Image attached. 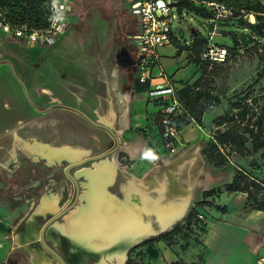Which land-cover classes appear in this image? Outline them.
Segmentation results:
<instances>
[{
  "label": "crops",
  "instance_id": "obj_1",
  "mask_svg": "<svg viewBox=\"0 0 264 264\" xmlns=\"http://www.w3.org/2000/svg\"><path fill=\"white\" fill-rule=\"evenodd\" d=\"M70 7L73 22L52 46H23L21 41L0 30V154L9 146V152L19 151L32 165L41 161L52 169L49 163L71 164L98 156L96 152L104 154L114 149L111 156L94 162L95 170L83 166L77 170L91 180L98 168L109 166L115 172L116 166L112 185L117 182L119 172L125 178L121 185L131 179V186L136 190L133 200L139 202L142 196L145 202L141 207L149 205L151 211L173 217L158 232L170 230L185 216L191 201L190 187L178 175L182 167L188 174L197 169V149H185L182 142L193 133L186 131L191 126L180 128L175 149L164 147L156 117L158 104L148 99L147 86L136 81L137 50L129 38L137 26L130 10L126 36L116 34L110 23L103 36L78 38V34L68 32L69 28L77 30L74 0ZM168 52V46L160 51L166 71L180 68L182 63L194 67L188 62L187 52L177 53L175 49L167 57ZM181 83L189 81H181L180 86ZM80 114L108 128L111 134L93 126ZM77 123L82 128L79 130L89 134V140L82 143L78 140L81 135L77 134ZM46 153L57 155L61 160L49 162ZM77 153H81L79 160L75 159ZM85 176L81 178L85 180ZM188 193L189 203L184 201ZM46 195L55 196L54 193ZM156 196H161L165 207L151 204ZM238 200V208L232 209L231 203ZM216 203L225 212L213 213L206 232L198 240L200 245L192 253L200 258L178 254V248L185 245L178 240L170 247L159 241L151 246L154 251L148 254L151 264H255L259 259L264 260V212L250 208L246 195L239 192H224ZM161 221L154 222L153 227ZM186 245L193 249L190 244Z\"/></svg>",
  "mask_w": 264,
  "mask_h": 264
},
{
  "label": "rangeland",
  "instance_id": "obj_2",
  "mask_svg": "<svg viewBox=\"0 0 264 264\" xmlns=\"http://www.w3.org/2000/svg\"><path fill=\"white\" fill-rule=\"evenodd\" d=\"M129 3L130 0H74L73 17L76 20L74 28L77 30L69 28L68 32L69 34H78L76 36L78 38L103 36L106 33L107 25L111 23L115 28L116 34L126 36L130 28L128 17ZM249 17L251 16H244L243 20L251 22L249 21ZM205 23H207L206 20L190 12L182 13L181 18L176 14L172 32L182 46L186 44L188 46L191 42V30L197 31L203 37L206 36V32L202 28V24ZM237 27L238 25L234 23H227L225 27L220 26L219 34L212 41L213 44L218 46L232 47L234 45L236 47L237 50L233 51L226 62L204 65L200 63L198 55L197 57H191L190 53H187L188 62H196L194 67L182 63L179 64V66L181 65L180 68H175L174 70H170V72L166 71L172 76L177 87H180L181 81H189L188 85L192 86L195 81L199 80V86L194 89V92L202 94V97L197 102L196 107L198 109L203 106L206 100L217 101L216 104L202 112L200 123H197L195 117L193 118L194 122H188V125L191 127L186 131L188 133L193 132L189 135L190 137L183 138L181 135L185 149H197V158L195 160L197 169L192 174H188L186 169L182 167L178 174L180 179L190 187L191 201L189 203L190 195L188 193L187 198L184 200L189 203L186 214L171 227L179 226L182 230L181 235H179L176 241L178 240L181 244L185 245H181V248H178L177 252L185 256L200 258L199 255L196 256L192 252H195V248L200 245L198 240L206 232L208 222L212 219L213 213L225 212V208L222 205H218L216 201L219 195L225 192V185L231 182L235 169H244L251 172L256 178L264 179V161L260 157L261 153L243 158L231 154L227 160V164L222 168L214 167L206 158L209 145L214 143L213 132L215 130V121L224 115L231 103L244 96L250 100L255 99L260 103H264V45L253 44L250 39V33L242 35L247 34V32ZM230 34H239V36L235 37ZM175 49L174 45H168L169 52L166 54L167 57L175 53ZM21 124V128H23L25 126L24 120H22ZM76 125L78 129L77 134L81 135V138L78 137V140L81 143L89 140V134L84 133V130H79L82 128H80L78 123ZM185 133H183V136ZM9 148L8 146L5 153L0 154V262L7 264L8 258H11L14 262L13 264H30V259L32 263L33 254L30 253L29 246L24 248L16 242V238L19 237L18 232L28 222L33 223L34 220L32 218L35 216H37L35 225L41 227L49 216H54L67 208L72 203L74 187L63 172L67 163H63L62 161L49 163L53 167L52 169L47 168L48 165L43 164L41 161L36 165H32L28 159L21 156L19 151L11 153L8 151ZM14 149L16 148L14 147L12 150ZM95 154L101 155L99 152ZM80 156L81 153H77V158L75 159L79 160ZM64 159L73 160L72 157H64ZM253 163L255 167H251ZM96 165L94 163H87L83 167H94L93 169L95 170ZM100 171L101 169L98 168L94 175L99 176ZM70 173L78 180L81 194L72 212L53 224L56 232H59L65 238L68 237L66 235L71 233L69 228L70 222L78 219L77 217L81 216L84 210L90 208L88 195L91 193L89 188L91 180L77 169L71 170ZM43 174L45 175L44 178H42ZM115 174L116 166L113 180L103 187L106 193L110 195L111 203L116 202L124 210L133 208V210L128 209L127 211L137 212L141 210L139 211L140 214L146 212V210L144 211L145 207L136 206L143 205L145 202L142 200V196H140V200L137 203L133 200L132 195L136 193V190L131 186V179L127 184L121 185L125 178L119 172L117 182L112 185ZM81 176H85V180ZM226 179L229 180L225 181ZM100 180L102 181V177H98L97 181L99 182ZM120 185L123 196L120 192ZM47 193H54L55 196L46 195ZM160 199L161 196H156L155 202H151V204L158 208L165 207V204ZM239 204L240 200L233 201L231 208H238ZM134 208L136 209L134 210ZM190 211L195 212L193 224H187L186 221L187 214ZM197 214H201L203 219H197ZM167 231L169 229L164 232ZM182 235L187 236V238H183ZM73 236L72 238H74ZM147 237H145L147 239H142H145L144 241L140 240L136 242L137 244L130 245L129 249L121 250L126 256L125 262L129 259L136 264H151L150 260H148V254L154 251L151 246L157 244L159 241L156 239L158 237L156 235H148ZM150 239H155V241L144 244L139 249L130 252L133 247L143 244ZM72 240L74 244L76 242L79 243L75 238ZM91 243L95 246L94 242ZM187 243L193 249H190L186 245ZM92 244L85 243L88 246ZM173 244L175 245V243ZM53 245L55 248L57 247L56 243H53ZM110 246L100 249L94 247L92 249L100 250L98 251V255L106 262L107 255L109 256V251L112 249ZM38 249L34 251L46 257L47 262L45 264H58L52 258L46 256L40 247ZM85 249L89 250L88 248ZM104 250L108 251L105 252ZM70 251L78 253L76 249L71 248ZM90 253L89 256H87L88 254H83L84 257L91 258L90 260L88 259L87 264H97L98 255L95 254V251ZM79 254L82 256V253ZM105 264L111 263L106 262Z\"/></svg>",
  "mask_w": 264,
  "mask_h": 264
},
{
  "label": "trees",
  "instance_id": "obj_3",
  "mask_svg": "<svg viewBox=\"0 0 264 264\" xmlns=\"http://www.w3.org/2000/svg\"><path fill=\"white\" fill-rule=\"evenodd\" d=\"M177 1L176 8L179 18L182 13L190 12L198 17L208 21L211 14L202 6H197L194 2H218L229 7L234 12L232 20L220 23L224 26L227 23L237 24L239 28L250 33V39L255 45H264V0H174ZM49 0H0V13L3 20L12 28H26L30 31H41L48 27ZM254 22L243 21L239 22L240 18L244 16H252ZM237 27V28H238ZM226 34V33H225ZM232 36H239V34H230ZM23 46H27L23 42H19ZM171 44L177 49V53L185 51L190 53L191 57L199 58L200 52L204 44V38L197 31L192 32L191 42L187 46H182L180 41L173 37ZM229 55L226 61L230 58L236 47H226ZM191 59V58H190ZM200 61V59H199ZM225 61V62H226ZM191 62V61H190ZM194 65L196 62H191ZM201 64L209 65L201 62ZM199 86V80L195 81L192 86L188 83H181L177 87L176 96L183 103L185 108L189 111L192 118L195 117L197 123H200V116L202 112L208 107L217 103L216 100H206L203 106L198 109L197 102L202 97L200 92H194V89ZM196 103V104H194ZM194 115V116H193ZM178 127L188 125V121L179 120ZM215 130L213 132L214 143L209 145L206 158L216 168H222L227 164V160L231 154H235L241 158L254 156L258 153L264 161V103H260L255 99H248L246 96L239 98L229 105L228 110L223 116L215 121ZM251 167H255L254 163ZM224 191L226 193H243L246 195L247 205L253 210L264 212V179H258L251 172L244 169H235L231 182L225 185ZM197 218V215H196ZM195 220V212L190 211L187 214V224H193ZM181 228L179 226L173 227L167 232H163L156 239L164 242L167 246L175 243V240L181 235ZM187 238V236H183ZM155 239H150L133 247L130 252L142 247L144 244L154 242ZM125 264H136L129 259ZM182 264V263H172Z\"/></svg>",
  "mask_w": 264,
  "mask_h": 264
},
{
  "label": "built area",
  "instance_id": "obj_4",
  "mask_svg": "<svg viewBox=\"0 0 264 264\" xmlns=\"http://www.w3.org/2000/svg\"><path fill=\"white\" fill-rule=\"evenodd\" d=\"M72 1L49 0L48 27L45 30L28 32L24 27L12 28L4 22L1 13L0 30L27 46H52L73 22L70 9ZM176 3L174 0H130L129 3L130 14L137 26L136 32L129 38L137 50L136 81L139 85L147 86L148 99L158 104L156 117L160 137L168 150L175 149L178 143V121L194 122L189 111L177 98V86L161 62V49L170 45L175 37L172 27L178 14ZM194 4L204 7L211 14L207 23L202 24L206 36L203 37L200 61L209 65L224 63L229 55L227 48L215 45L212 41L219 34L220 23L232 20L234 12L215 1ZM197 219H203V216L197 214ZM263 261L259 259L255 264H262Z\"/></svg>",
  "mask_w": 264,
  "mask_h": 264
},
{
  "label": "bare ground",
  "instance_id": "obj_5",
  "mask_svg": "<svg viewBox=\"0 0 264 264\" xmlns=\"http://www.w3.org/2000/svg\"><path fill=\"white\" fill-rule=\"evenodd\" d=\"M249 18V21H254L253 15ZM52 155V153H46L45 156L50 159V162L52 159H59L57 155H55L56 157H53L54 155ZM94 174L95 172L91 175L92 181L89 184L91 193L88 195V204L90 205V208L84 210L83 214L77 217L78 219H74L70 222V232L74 235L76 241L81 244H85L89 241L94 242L95 246L99 249L111 245L110 247L112 249L109 251V256L107 255L106 262L111 264H122L125 259V254L122 252L124 249H127L130 245L142 240L148 235H156L158 231L165 229L166 226L171 223L173 217L167 218L154 209L151 211L150 208H148L149 205L145 207L148 209V212L141 214L139 213L141 210L132 212V208H128L131 209L129 211H127L128 209L124 210L120 208L116 202L111 203L110 195H108L106 190L103 189L104 185L109 184L113 179V168L108 166L107 168H104V170L101 169V176H95ZM98 177H102V181L100 180L98 182ZM135 202L137 201L135 200ZM136 206L140 207L141 205ZM142 206H144V204ZM135 209L136 208H134V210ZM160 219L162 221L153 227V223ZM92 245L94 246V244ZM80 246L81 245L77 247ZM104 251L106 252L108 250ZM31 253L33 254L32 264H45L47 262L46 257L40 255V253L38 254L36 251H31ZM97 257V264L106 263L99 255Z\"/></svg>",
  "mask_w": 264,
  "mask_h": 264
},
{
  "label": "flooded vegetation",
  "instance_id": "obj_6",
  "mask_svg": "<svg viewBox=\"0 0 264 264\" xmlns=\"http://www.w3.org/2000/svg\"><path fill=\"white\" fill-rule=\"evenodd\" d=\"M68 165V164H67ZM66 165V166H67ZM65 166V167H66ZM64 167V169H65ZM64 172V170H63ZM65 174V172H64ZM66 176V175H65ZM67 177V176H66ZM72 183V182H71ZM73 185V184H72ZM74 187V186H73ZM75 187H74V197H73V200H72V203L75 199ZM80 196V195H79ZM71 203V204H72ZM70 204V205H71ZM69 205V206H70ZM68 206V207H69ZM66 209V208H65ZM63 211V210H62ZM72 211H70L69 213H71ZM68 213V214H69ZM67 214V215H68ZM36 217H33L32 219L34 220V222H28L19 232V237L16 238V242H18L20 245H22V247L26 248L29 246V251L31 253V251H34V250H37L39 247L43 250V252L45 253L46 256H49L50 258H52L56 263L57 260L48 252L45 251V249L42 247L41 245V242H40V232H41V229L43 227V225L53 216H49V218L42 224L41 227H38L37 225H35V221H36ZM52 226V225H51ZM47 227L44 231V234H43V239L46 243V245L51 248L53 251H55L62 259L63 261L66 263V264H87V261L88 259L90 260L91 258H88L87 256H81L79 253L77 252H71L70 249H71V246H70V243L68 242V240L62 235V234H59V232H56L55 230V227L54 225L51 227ZM16 234V235H18ZM15 235V236H16ZM72 233H69V235H66L70 238V240L72 241L73 243V240L74 238H72ZM74 237V236H73ZM148 238V237H147ZM145 238V239H147ZM51 239V240H50ZM53 243H56L57 244V247L55 248ZM74 244V243H73ZM81 245L80 247L82 248H88L89 250L88 251H95V254L97 255L98 251L95 250V249H92L96 246H93V245H86L85 244H81V243H75L74 245ZM86 244H92L90 241L89 242H86ZM137 244V243H135ZM134 245V244H133ZM131 245V246H133ZM17 246V245H16ZM39 246V247H38ZM130 246V247H131ZM19 247V246H17ZM21 247V246H20ZM129 247V248H130ZM128 248V249H129ZM39 250V249H38ZM125 259H126V256H125ZM125 262V260H124ZM123 262V263H124ZM14 262L11 260V258H8L7 260V264H13ZM122 263V264H123ZM126 263V262H125ZM0 264H2L0 262ZM30 264L31 263V259H30Z\"/></svg>",
  "mask_w": 264,
  "mask_h": 264
},
{
  "label": "water",
  "instance_id": "obj_7",
  "mask_svg": "<svg viewBox=\"0 0 264 264\" xmlns=\"http://www.w3.org/2000/svg\"><path fill=\"white\" fill-rule=\"evenodd\" d=\"M243 18H240L239 19V22H243ZM81 115V114H80ZM85 120H87L90 124H92L93 126H96L98 128H102L104 130H106L107 132L110 133V130L108 128H105L104 126L102 125H99L93 121H91L89 118H87L86 116H84L83 114L81 115ZM111 134V133H110ZM115 152L114 149L104 153V154H101V155H98V156H94V157H90V158H87V159H84L80 162H75V163H71V164H68L65 169H64V172H65V175L67 176V178L72 182L73 186L75 187V199L73 201V203L67 207L66 209H64L63 211L57 213L56 215H54L53 217H51L42 227L41 229V232H40V242H41V245L42 247L45 249L46 252L50 253L58 262V264H66L63 259L55 252L53 251L51 248H49L44 239H43V234H44V231L47 227L55 224L59 219L63 218L68 212H70L76 205L78 199H79V195H80V189H79V184L76 180V178L70 173L71 170L73 169H77V168H80L82 166H84L85 164L87 163H94V162H98L102 159H105L109 156H111L113 153ZM160 234H162V232H158L156 233V236H159ZM66 239L68 240V242L70 243V246L72 249H76L78 250V253H82V255H89L91 254L90 252L92 251H87L86 249L82 248V247H77V246H74V244L72 243V241L70 240L69 237H66Z\"/></svg>",
  "mask_w": 264,
  "mask_h": 264
}]
</instances>
